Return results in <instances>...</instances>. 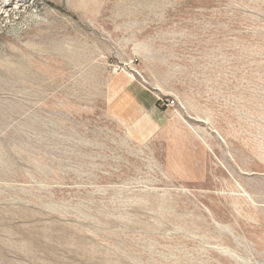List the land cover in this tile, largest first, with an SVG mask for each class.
I'll return each mask as SVG.
<instances>
[{
    "label": "rangeland",
    "instance_id": "rangeland-1",
    "mask_svg": "<svg viewBox=\"0 0 264 264\" xmlns=\"http://www.w3.org/2000/svg\"><path fill=\"white\" fill-rule=\"evenodd\" d=\"M0 264H264V0H0Z\"/></svg>",
    "mask_w": 264,
    "mask_h": 264
},
{
    "label": "bare ground",
    "instance_id": "bare-ground-1",
    "mask_svg": "<svg viewBox=\"0 0 264 264\" xmlns=\"http://www.w3.org/2000/svg\"><path fill=\"white\" fill-rule=\"evenodd\" d=\"M6 12V11H5Z\"/></svg>",
    "mask_w": 264,
    "mask_h": 264
}]
</instances>
